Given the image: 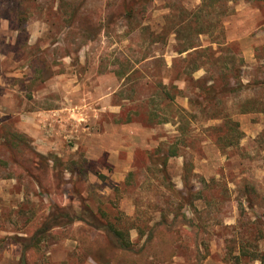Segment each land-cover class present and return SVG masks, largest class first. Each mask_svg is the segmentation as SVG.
Listing matches in <instances>:
<instances>
[{
  "label": "rangeland",
  "instance_id": "374dc122",
  "mask_svg": "<svg viewBox=\"0 0 264 264\" xmlns=\"http://www.w3.org/2000/svg\"><path fill=\"white\" fill-rule=\"evenodd\" d=\"M201 3L0 0V264H113L81 221L33 237L76 193L137 250L167 219L180 237L153 264H261L264 0Z\"/></svg>",
  "mask_w": 264,
  "mask_h": 264
},
{
  "label": "trees",
  "instance_id": "16d2710c",
  "mask_svg": "<svg viewBox=\"0 0 264 264\" xmlns=\"http://www.w3.org/2000/svg\"><path fill=\"white\" fill-rule=\"evenodd\" d=\"M213 5L210 3V0H202L201 8H207ZM130 9L127 12V19L131 18ZM201 33V32H200ZM195 48L197 49V45H191L190 47L181 49L180 51H186L188 49ZM251 83L243 84L241 82L240 86H250ZM208 89V96L211 99L216 98L217 94L220 92L214 88V86H210ZM231 90V89H230ZM227 88L224 89V92L230 91ZM248 105H246L247 107ZM260 112L264 113V104L260 106ZM253 109V108H252ZM250 111V109H245L243 112ZM217 118L216 116H209L208 119ZM226 119H229L226 116ZM165 120L164 122H167ZM235 125L238 123L235 122ZM264 125V123H263ZM177 151L172 150L166 154H163V157L160 158V163L162 165V171L165 173V165L167 163V159L169 157L177 156ZM186 169V167H185ZM165 176V175H164ZM184 183L187 180V176L183 177ZM185 188L191 190V187L188 186L187 182ZM188 194H190L188 192ZM78 204H55L52 206L49 214L43 215V222H39L38 227L32 232L33 237L35 238L38 231H45L49 228V223L54 222L51 225L52 228L55 229L54 233H57L59 236L69 235V230L66 228H70L72 222L81 221L83 223L81 230L75 236V239L78 240L80 244L84 246L86 251L89 254H92L100 263H108L111 262L113 264H153L158 259H170L174 255L173 247L171 244L170 250H164L161 247V242L163 239H173L176 237H180L178 232L169 226L167 223V219L160 220L153 225L147 227L146 231L141 234V236L146 235V239L138 250L134 246V242L131 239L130 232L124 228L117 226L115 223L111 221H104L102 213L95 212L91 205L88 203L87 199L81 196L80 193H76ZM189 197V195H187ZM69 224L67 225V222ZM186 226H192V222L190 219L186 218L185 222ZM67 225V226H66ZM89 227L95 228L97 231H102L107 238V242L103 244L99 238V236L92 237L87 229ZM76 229V228H75ZM258 232H260V236L264 237V229L262 227L258 228ZM109 248V254L106 252ZM109 258H107V255ZM106 258H103L105 257ZM256 259L261 261V264H264V251L259 252ZM20 264H26V256L20 260Z\"/></svg>",
  "mask_w": 264,
  "mask_h": 264
}]
</instances>
